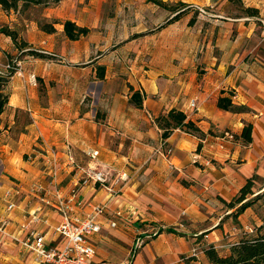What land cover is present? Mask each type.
I'll list each match as a JSON object with an SVG mask.
<instances>
[{
    "label": "crops",
    "instance_id": "0c3cea01",
    "mask_svg": "<svg viewBox=\"0 0 264 264\" xmlns=\"http://www.w3.org/2000/svg\"><path fill=\"white\" fill-rule=\"evenodd\" d=\"M161 1L187 7L58 0L36 15L39 5L6 12L0 6V27L27 44L20 48L0 32V66L10 56L18 62L0 114V222L9 221L0 233V264H30L20 240L60 220L28 193L34 182L67 192L81 169L108 172L111 191L87 182L77 185V195L105 206L90 241L95 259L109 264H178L203 233L219 244L220 222L232 210L222 200L235 198L248 179L254 193L264 185V0H240L257 17L229 12L230 0ZM42 19L57 20L55 31L40 29ZM65 20L89 32L70 40ZM29 48L51 58L23 53ZM231 91L232 102L248 111L218 107ZM134 92L140 106L130 100ZM171 109L202 135L178 127L163 139L156 119ZM246 123L253 126L248 143L240 136ZM150 234L132 258L134 240Z\"/></svg>",
    "mask_w": 264,
    "mask_h": 264
},
{
    "label": "built area",
    "instance_id": "2783aa9c",
    "mask_svg": "<svg viewBox=\"0 0 264 264\" xmlns=\"http://www.w3.org/2000/svg\"><path fill=\"white\" fill-rule=\"evenodd\" d=\"M15 66L14 60L7 61L0 66V75L7 74L10 69L14 70ZM30 81L36 84L34 74L30 75ZM190 106L195 107L194 100H191ZM167 153L171 154L170 148L167 149ZM97 155V151L89 153L92 159ZM67 157L69 162L74 164L75 160L69 148L67 150ZM81 172L82 176L78 184L94 182L109 191L112 190L108 184V172L97 168L81 169ZM124 176L125 174H122L120 178ZM78 184L69 188L67 192L56 187L52 189L45 188L38 182L30 185L28 193L35 196L60 216L57 224L50 226L47 232L31 231L27 237L20 240V245L32 256L30 264H109L95 259V255H97L96 249L90 241V236L100 229L101 224L99 220L104 211H106L105 206L101 202H96L92 199L86 201L80 200L77 195ZM8 206L10 210L13 204H9ZM8 222L6 219L0 222V233L2 236L5 235V228ZM110 225L115 227L116 221H111ZM152 235L150 234L147 237L138 236L134 240L132 250L134 252L139 250ZM50 236H55L58 239L57 245H52ZM1 245L2 239H0V249ZM124 264L132 263L128 262Z\"/></svg>",
    "mask_w": 264,
    "mask_h": 264
},
{
    "label": "trees",
    "instance_id": "16d2710c",
    "mask_svg": "<svg viewBox=\"0 0 264 264\" xmlns=\"http://www.w3.org/2000/svg\"><path fill=\"white\" fill-rule=\"evenodd\" d=\"M58 2V0H0V6L3 10H18L19 6L21 8H26L29 5H46L48 2ZM153 3L158 4L161 7L166 9L176 11L178 9H182L187 7L184 3H178L176 6H168V4L162 2L161 0H150ZM240 2V0H237ZM241 4V2H240ZM243 13L249 16H256L258 14V10L256 8H245L242 10ZM182 11H180L176 16V18ZM193 20H190V24ZM58 23L57 20H46L42 19L38 21V25L40 29L51 33L55 31V24ZM63 31L65 36L70 40L79 39L82 36H85L89 29L87 27H80L75 22L71 20H65L62 22ZM0 32L9 36L16 46L20 48L26 47V42L21 41L20 43L17 40V33L9 29L8 27H0ZM34 57L39 58H51L50 55H47L43 52L36 51L32 48L23 52ZM14 70L10 69L7 74L1 76L0 75V114L2 113L6 103H7V95L4 92V85L6 84L8 78L13 74ZM102 75V74H100ZM234 97V92H229L228 95L220 96L217 101V105L219 108L232 111V112H243L248 111V108L244 105H237L232 102ZM130 100L134 102L136 105L140 106L142 104V99L140 94L137 92L132 93ZM158 126L162 129V138L168 137L170 132L175 128L184 129L186 132L195 133L198 135H202L199 128L190 120L186 119V115L177 110L171 109L168 111L166 115L160 116L156 119ZM252 125L250 123L244 124L241 131V138L246 143L251 142V131ZM253 180L248 179L244 186L240 189L239 194L233 198L231 201L227 202L222 200L223 203L228 208H234L239 204L237 208V214L242 213L247 207L250 206L252 202L250 200H246L248 195H252L254 193L253 189ZM259 231L256 232L253 236H244L239 240L234 242L229 248V252L226 255H220L218 251L213 247L209 246L203 250V253L208 258L209 262L212 264H264V232L259 228ZM168 231H171L168 229Z\"/></svg>",
    "mask_w": 264,
    "mask_h": 264
},
{
    "label": "rangeland",
    "instance_id": "374dc122",
    "mask_svg": "<svg viewBox=\"0 0 264 264\" xmlns=\"http://www.w3.org/2000/svg\"><path fill=\"white\" fill-rule=\"evenodd\" d=\"M232 5V9L228 10L231 13H241L242 10L245 8H242V4L238 2L237 0H230ZM31 6V5H29ZM44 5H39V7L36 9L35 14H39L40 8H42ZM4 27V26H3ZM10 60H14L16 63L15 69L17 67V58L9 57ZM32 74V73H31ZM37 82V80H36ZM246 200H250L252 202L249 207H247L242 213L237 214L236 210L239 206L236 205L234 208H232L231 213L224 216L222 218V221L220 222L221 227L224 229L222 232V240L219 242V244H215L212 242H209L208 239L204 237V233L196 237L197 239L194 241L193 249H189L188 251H184L182 254L178 255V264H212L209 262L208 258L203 253V250L209 246H213L220 255H226L229 251L227 249L230 248L234 242L239 240L241 237L244 236H253L256 234L258 229L260 228L262 232H264V185L260 187V190L258 192L253 193L252 195H248ZM242 215V216H240ZM224 225H222V224ZM162 229H158L156 234L160 233ZM154 234V235H156ZM154 235L149 238L146 243L154 237ZM145 243V244H146ZM133 250L131 253V257L133 258ZM129 256V260L131 258Z\"/></svg>",
    "mask_w": 264,
    "mask_h": 264
}]
</instances>
